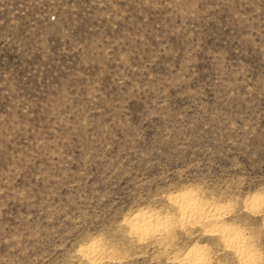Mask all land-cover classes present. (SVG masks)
Returning a JSON list of instances; mask_svg holds the SVG:
<instances>
[{
	"label": "rangeland",
	"instance_id": "rangeland-1",
	"mask_svg": "<svg viewBox=\"0 0 264 264\" xmlns=\"http://www.w3.org/2000/svg\"><path fill=\"white\" fill-rule=\"evenodd\" d=\"M215 224L264 264V0H0V264H240Z\"/></svg>",
	"mask_w": 264,
	"mask_h": 264
},
{
	"label": "bare ground",
	"instance_id": "bare-ground-1",
	"mask_svg": "<svg viewBox=\"0 0 264 264\" xmlns=\"http://www.w3.org/2000/svg\"><path fill=\"white\" fill-rule=\"evenodd\" d=\"M257 202V200H254L253 204L256 205ZM171 203L179 214L178 219L182 226L201 225L204 222L216 221L222 216H225L224 214L227 210V207L224 206L214 208L212 206L208 208L202 205L203 202L200 203L195 195L191 193L175 195L171 198ZM170 222V218L167 216H159L153 213L144 212L135 215L128 225L131 233L138 237L139 240L144 241L149 237L163 236L168 233ZM209 231L218 235L223 240L225 247L234 253L240 264H254L256 260V252L250 247L251 245L249 246V240L246 238L247 236L245 237L236 228L225 224H215L209 229ZM102 252L104 251L100 248L99 244H92L84 251V254L90 262L99 264L104 259ZM178 261L182 264H209L207 253L203 247L192 248L183 257L178 258Z\"/></svg>",
	"mask_w": 264,
	"mask_h": 264
}]
</instances>
